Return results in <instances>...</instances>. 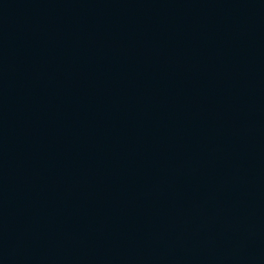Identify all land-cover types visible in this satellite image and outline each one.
Here are the masks:
<instances>
[{
  "label": "water",
  "instance_id": "obj_1",
  "mask_svg": "<svg viewBox=\"0 0 264 264\" xmlns=\"http://www.w3.org/2000/svg\"><path fill=\"white\" fill-rule=\"evenodd\" d=\"M0 264H264V0H0Z\"/></svg>",
  "mask_w": 264,
  "mask_h": 264
}]
</instances>
